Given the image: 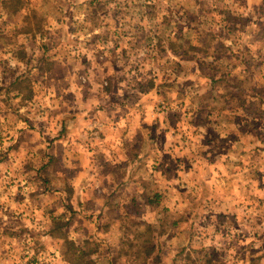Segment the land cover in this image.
<instances>
[{
  "label": "rangeland",
  "instance_id": "obj_1",
  "mask_svg": "<svg viewBox=\"0 0 264 264\" xmlns=\"http://www.w3.org/2000/svg\"><path fill=\"white\" fill-rule=\"evenodd\" d=\"M247 83L264 0H0V264H264Z\"/></svg>",
  "mask_w": 264,
  "mask_h": 264
},
{
  "label": "trees",
  "instance_id": "obj_2",
  "mask_svg": "<svg viewBox=\"0 0 264 264\" xmlns=\"http://www.w3.org/2000/svg\"><path fill=\"white\" fill-rule=\"evenodd\" d=\"M171 48H176V45H174L173 43L169 42L168 44ZM181 46V45H180ZM189 48H194V45L188 44ZM187 47V48H188ZM177 66V64L175 65ZM174 68V67H173ZM227 78V77H226ZM218 80V79H216ZM233 81L227 80L226 79V83H230ZM232 87H235L232 91H230V93L226 94V97L229 96V102L227 101V103H231L234 101L235 98H237V101H239V106L241 107L242 110H244L246 113L251 110L253 111V107L255 105V100L257 99V104H264L263 101V96H264V88H257L255 86H253L251 83H247V85H240L239 84H234L232 85ZM226 92H229L228 89H226ZM228 99V97H227ZM158 195L154 194L152 196H148L145 201L147 204L152 205L157 201ZM136 199L132 198V201L135 202ZM142 224L145 225L146 227V232L145 233H138V238L141 239L144 237V239H141V243H140V249L137 251V258L140 260L139 263L137 264H148L147 261L148 259L151 257V255L153 254L154 250H155V244L153 241V237L151 238L150 236V231H152V226L149 223L143 222ZM81 256V252L78 251V257ZM157 257H154V260L152 261H156ZM74 264H78L77 261H74Z\"/></svg>",
  "mask_w": 264,
  "mask_h": 264
},
{
  "label": "crops",
  "instance_id": "obj_3",
  "mask_svg": "<svg viewBox=\"0 0 264 264\" xmlns=\"http://www.w3.org/2000/svg\"><path fill=\"white\" fill-rule=\"evenodd\" d=\"M153 254H155V252H153ZM153 254H152V255H153ZM152 255H151V256H152ZM151 258H152V257H150L149 259H151ZM152 260H154V259L152 258ZM156 262H157V260H156ZM147 263H148V261H147ZM148 264H150V263H148Z\"/></svg>",
  "mask_w": 264,
  "mask_h": 264
}]
</instances>
